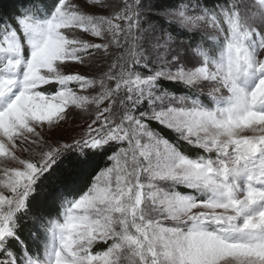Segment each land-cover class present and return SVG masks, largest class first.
Segmentation results:
<instances>
[{
  "label": "snow or ice",
  "instance_id": "6c2138e0",
  "mask_svg": "<svg viewBox=\"0 0 264 264\" xmlns=\"http://www.w3.org/2000/svg\"><path fill=\"white\" fill-rule=\"evenodd\" d=\"M0 264H264V0L0 3Z\"/></svg>",
  "mask_w": 264,
  "mask_h": 264
},
{
  "label": "trees",
  "instance_id": "16d2710c",
  "mask_svg": "<svg viewBox=\"0 0 264 264\" xmlns=\"http://www.w3.org/2000/svg\"><path fill=\"white\" fill-rule=\"evenodd\" d=\"M5 2H10V0H0V3H5ZM96 166H97V171H99V168L105 166L102 158L96 161ZM52 218H56L55 214L53 215ZM32 229H33V225L29 222L24 225V228L22 230V236L28 242L30 248H33L35 246V242L33 241L32 236L30 235V231ZM9 247L14 248L15 245L13 243H10ZM17 256L19 257V249H17Z\"/></svg>",
  "mask_w": 264,
  "mask_h": 264
},
{
  "label": "rangeland",
  "instance_id": "374dc122",
  "mask_svg": "<svg viewBox=\"0 0 264 264\" xmlns=\"http://www.w3.org/2000/svg\"><path fill=\"white\" fill-rule=\"evenodd\" d=\"M105 166H106V165H105ZM180 190H181V191H185V189H183V188H182V189H180Z\"/></svg>",
  "mask_w": 264,
  "mask_h": 264
}]
</instances>
